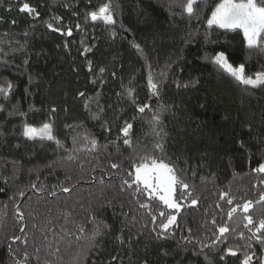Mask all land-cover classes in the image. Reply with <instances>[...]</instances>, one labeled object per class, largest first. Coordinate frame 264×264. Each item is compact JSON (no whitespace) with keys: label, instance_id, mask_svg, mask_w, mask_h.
I'll list each match as a JSON object with an SVG mask.
<instances>
[{"label":"trees","instance_id":"16d2710c","mask_svg":"<svg viewBox=\"0 0 264 264\" xmlns=\"http://www.w3.org/2000/svg\"><path fill=\"white\" fill-rule=\"evenodd\" d=\"M25 2L38 17L19 11ZM108 2H0V85H14L7 100L0 97V264L25 262V253V264H106L111 255H118L121 264L144 259L148 264H241L246 255L252 256L251 264H261L264 244L253 233L264 219V173L254 169L264 163V87L245 91L205 57L223 51L230 63L244 64L246 74L254 76L264 72V52L246 48L239 30L208 28L213 0H208L211 7L201 6L199 18L189 19L186 0H111L114 26L87 17ZM48 23L60 31L49 29ZM69 28L72 35H62ZM133 42L141 45L143 54ZM85 46L92 51L82 56ZM88 60L94 65L91 73ZM148 65L162 80L157 96L148 89ZM101 67L104 73H99ZM161 72L167 76L162 78ZM97 76L103 84L89 83ZM177 79L197 83L178 88L173 82ZM128 87L134 89V102ZM78 92L96 98L90 111ZM145 104L149 108L138 112ZM161 105L170 107L159 111ZM17 109L25 115L9 114ZM93 114L99 118L92 119ZM157 114L159 124L152 121ZM49 121L63 147L22 135L25 123L40 127ZM126 123L133 126L128 137L120 131ZM156 143L163 151L154 149ZM145 155L173 163L188 185L187 190L176 186L179 213L158 198H134L136 185L123 183L131 181L128 173ZM222 193L227 194L223 199ZM247 201L253 202L249 211L238 208L229 219V210ZM140 203L150 204V210ZM168 214H175L177 223L168 239H157L158 225ZM245 215L253 218L248 227ZM220 226L229 232L213 245ZM97 228L100 234L93 241ZM117 234L124 236L123 246L116 244Z\"/></svg>","mask_w":264,"mask_h":264},{"label":"snow or ice","instance_id":"6c2138e0","mask_svg":"<svg viewBox=\"0 0 264 264\" xmlns=\"http://www.w3.org/2000/svg\"><path fill=\"white\" fill-rule=\"evenodd\" d=\"M2 2V0H0ZM214 8L211 9L210 16L207 17V26L209 29H211L213 26H215L218 29L225 30V32H235L239 30L243 34V40L245 43L246 48L251 50H259L264 52V0H219L218 3L213 0ZM202 7H211L209 5L208 0H186V3L184 4V12L187 13L189 19H191L193 16H198V10ZM67 7V5H65ZM19 11L21 13H28L29 15L33 16V18L39 16V12L37 10L30 6L29 3L25 2L20 7ZM87 17L90 18L93 22L101 21L105 25L108 26H114L116 24V21L114 19V12L112 9L111 0H109L108 3L102 4L97 11L89 12L87 13ZM57 21H59L60 17H55ZM15 23V21H13ZM47 27L53 31H60L59 29H53L52 24L48 23ZM76 28L79 29L80 25L77 24ZM113 36L116 35V33L113 31L111 33ZM27 35V33H25ZM62 35L71 36L72 30L69 28L66 32H63ZM206 40L208 39V36L206 35ZM83 43V42H82ZM68 45L65 44V48H67ZM132 47L136 49L138 54H143V48L141 45L133 42ZM92 49L85 46L83 51L80 53L82 56H85L87 53L91 52ZM206 59H209L215 66L218 67V69L222 70L225 74L230 76L232 79H234L239 85L244 86V90L248 91L249 88L256 89L260 87H264V72H256L254 76L247 75L245 72V65L240 64L237 66H234L232 63L229 62V58L226 55L225 52L220 51L215 53V55H207ZM25 64H28L29 61L25 60ZM87 71L93 72L94 71V65L91 60L87 61ZM168 68L171 67V64L167 65ZM149 72L147 76V85L149 92L151 96H157L160 91V85L162 84V80H157L154 77L153 71L151 70V65H148ZM75 70V69H74ZM105 68L101 67L99 69V73H104ZM113 76H115V73H113ZM160 76L166 77V72H161ZM32 77H29V83H32ZM176 86L188 88L190 86L194 87L197 81H189L187 83H181L178 79L173 81ZM89 83L96 84L100 83L103 84V79L99 78V76L91 79ZM123 87V85H122ZM14 88V85L10 82H7L5 85H0V97H3L5 100L9 98L10 91ZM28 90L26 89V92ZM127 93L129 98L133 99L134 102V89L132 87L127 88ZM77 96L80 98H84V108L86 111H90L91 103L94 99V97H86V93L84 92H78ZM99 96V93H97V97ZM101 112L104 111L102 107L97 105ZM3 105L0 104V111L3 110ZM170 106H164L161 105L159 111H164ZM201 108L204 107V105L200 106ZM149 108L148 104H145L143 106H138L137 110L140 113H144L145 110ZM30 111L33 110L32 106H29ZM52 112H55L56 109H51ZM12 114H19V115H25V113L20 112L18 109L15 113H9ZM92 119H98V115L93 114ZM135 119V118H134ZM152 121L155 124L160 123V117L159 115H154L152 117ZM66 127H73V125H66ZM76 127H79L77 125ZM132 124L126 123L124 127L120 129L121 133L124 137H128L130 130L132 129ZM157 136H159V132L155 133ZM22 135L27 138L28 140H36L39 139L40 141H52L54 142L57 147H63L61 141L57 139L55 132H54V126L53 124L49 122H44L40 127H35L32 125H29L25 123L23 125V132ZM87 139V137H85ZM91 144L93 147L96 145V140L92 139ZM125 145H131V141L128 138L124 139ZM243 146V145H242ZM155 150L163 151V145L160 143H156L154 145ZM67 150V149H66ZM113 168H118L119 166L116 164H112ZM133 172H129L128 175L131 177V181L124 180L123 183L128 185L129 188L132 187V185H136V189L133 193V196L135 198L138 194H146L149 199L152 198H158V200L165 206L167 209L175 210L176 213H179L181 209L180 203L177 202V199H174V193L176 191V186H181L184 190L188 189V185L184 183L181 178L178 175L177 169L175 165L171 162H166L164 158L156 157L154 155H145L140 158V162L137 164H133ZM254 171L259 173H264V163H261ZM35 185H33L34 187ZM2 191V190H0ZM63 191L67 192L69 189L65 188ZM20 195L22 196L23 193L21 192ZM227 194L222 193L221 199H223ZM260 200L264 201V194H261ZM193 204L196 203L195 200L192 201ZM228 204H232L233 201L229 199L227 201ZM253 202L247 201L242 206L238 205L237 207H233L228 212L229 219H232L233 214L237 212L238 208H242V211L244 213H247L249 209L252 207ZM109 207L111 206V202H109ZM140 208L150 210L151 205L148 203H140ZM160 217H165V212L160 211L159 213ZM20 219H23L22 214L20 215ZM244 219L247 221V224L245 227H248V225L253 224V218L251 215H245ZM152 220L155 223L156 222V216H152ZM103 227L107 228L108 225L104 224L103 221L99 222ZM177 223V216L175 214H168L166 216V219L161 222L158 227L160 229L159 232L156 233V238L160 240H166L168 239V233L171 228V226L175 225ZM215 223V221H213ZM35 227V225H33ZM81 232L84 231L82 227L79 225L77 226ZM51 231V229H49ZM62 231L65 233H68V229L62 228ZM191 231V230H189ZM232 231H235L233 229ZM21 232H24V228H21ZM121 233H123V229L120 230ZM229 232V228L227 226H220L218 228L219 235L216 236V239L212 241V244L215 245L217 241L222 240L224 237V234ZM260 235H257V234ZM100 234L99 228L93 231L91 234V239L95 241V237ZM240 238L244 237L243 233H240ZM253 237L257 240V242L264 244V219H261L258 223V225L255 228V232L253 233ZM47 239V236L44 237ZM14 240H19V237H14ZM187 239V238H184ZM114 240L117 245L123 246L125 244L124 236L121 234H117L114 237ZM131 244V240L129 238V246ZM179 246V245H178ZM93 247H98V245L93 244ZM203 247H208V245H204ZM264 250V249H262ZM39 251V249H37ZM228 253H230L232 256L236 255V252L233 251L232 248H229ZM9 253L11 254V248L9 246ZM162 253L164 256L169 255V253L165 250H162ZM200 253L195 252L193 255L199 256ZM28 259L27 253H25V262ZM221 260L224 259V256L220 257ZM252 256L246 255L241 262V264H251ZM25 262L17 261L15 264H25ZM121 264L120 257L118 255H111L108 261H106V264ZM129 264H131V261H129ZM139 264H148L147 259L141 260ZM182 264V262H181ZM261 264H264V260H261Z\"/></svg>","mask_w":264,"mask_h":264}]
</instances>
